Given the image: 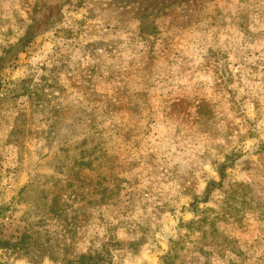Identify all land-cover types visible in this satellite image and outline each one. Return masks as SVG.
Returning a JSON list of instances; mask_svg holds the SVG:
<instances>
[{"label": "rangeland", "instance_id": "374dc122", "mask_svg": "<svg viewBox=\"0 0 264 264\" xmlns=\"http://www.w3.org/2000/svg\"><path fill=\"white\" fill-rule=\"evenodd\" d=\"M264 264V0H0V264Z\"/></svg>", "mask_w": 264, "mask_h": 264}, {"label": "trees", "instance_id": "16d2710c", "mask_svg": "<svg viewBox=\"0 0 264 264\" xmlns=\"http://www.w3.org/2000/svg\"><path fill=\"white\" fill-rule=\"evenodd\" d=\"M81 261H82V262H85L86 259H85V258H82ZM85 263H86V264H98L97 262H93V261H92V262H89V261H88V262H85Z\"/></svg>", "mask_w": 264, "mask_h": 264}]
</instances>
